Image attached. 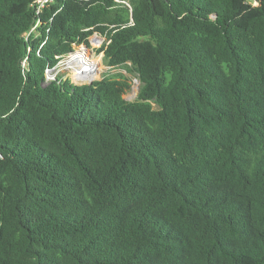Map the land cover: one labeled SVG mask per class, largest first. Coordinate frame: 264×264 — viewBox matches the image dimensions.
<instances>
[{
	"label": "trees",
	"instance_id": "16d2710c",
	"mask_svg": "<svg viewBox=\"0 0 264 264\" xmlns=\"http://www.w3.org/2000/svg\"><path fill=\"white\" fill-rule=\"evenodd\" d=\"M37 1L0 0V264H264V0ZM93 34L134 101L47 81Z\"/></svg>",
	"mask_w": 264,
	"mask_h": 264
},
{
	"label": "rangeland",
	"instance_id": "374dc122",
	"mask_svg": "<svg viewBox=\"0 0 264 264\" xmlns=\"http://www.w3.org/2000/svg\"><path fill=\"white\" fill-rule=\"evenodd\" d=\"M97 37H100V35L93 34L92 36H90L85 45L76 47L74 54L76 55L77 53H82V57H83L82 59H85L84 64L86 66H91L93 64V66L97 67L98 77L95 78L93 81L100 80L105 76L124 75V76L129 77L131 79V90L126 94L125 99L128 101H134L137 98V95L139 92L140 81L136 78L134 74L128 73L124 68H111L107 65L104 59V53L99 51V49L103 46L105 39L97 38ZM94 39H99L100 43L99 41H97L98 42L97 44ZM129 65L132 66V63H129ZM68 66H69L68 61H65L55 71H51L50 76L54 75L55 77H60L63 80L69 79L72 83L77 84V85H83V84L90 83V81H75L74 82L75 79L73 80L74 77L72 78L73 72Z\"/></svg>",
	"mask_w": 264,
	"mask_h": 264
},
{
	"label": "bare ground",
	"instance_id": "6f19581e",
	"mask_svg": "<svg viewBox=\"0 0 264 264\" xmlns=\"http://www.w3.org/2000/svg\"><path fill=\"white\" fill-rule=\"evenodd\" d=\"M97 41L98 40H95V42L98 44ZM99 43H100V41H99ZM82 58H83L82 53H77L76 55L74 54L72 59L68 62L69 63L68 67L75 74L73 76L75 81H79V80L80 81H92L98 77L97 67L93 66V64L92 65L90 64L91 66H86L84 64L85 59H82ZM88 65H89V63H88Z\"/></svg>",
	"mask_w": 264,
	"mask_h": 264
},
{
	"label": "built area",
	"instance_id": "2783aa9c",
	"mask_svg": "<svg viewBox=\"0 0 264 264\" xmlns=\"http://www.w3.org/2000/svg\"><path fill=\"white\" fill-rule=\"evenodd\" d=\"M51 0H38L37 1V4H38V13L41 11V9L43 8V7H45V5L47 4V3H49ZM97 38H101V37H97ZM94 40H98V41H100L99 39H94ZM76 49V48H75ZM74 52H75V50H74ZM74 52L73 53H71L68 57H66V58H64L62 61H60L59 63H58V65L55 67V68H53V69H51V70H48V72H47V81H54V80H56V78L57 77H55L54 75L53 76H50V72L51 71H55L58 67H60L65 61H70L71 59H72V57H73V55H74ZM75 74L73 73V75H72V78H73V76H74ZM73 80H74V78H73ZM80 81V80H79ZM74 82H75V80H74Z\"/></svg>",
	"mask_w": 264,
	"mask_h": 264
},
{
	"label": "water",
	"instance_id": "95a60500",
	"mask_svg": "<svg viewBox=\"0 0 264 264\" xmlns=\"http://www.w3.org/2000/svg\"><path fill=\"white\" fill-rule=\"evenodd\" d=\"M92 81H93V80H92ZM92 81H90V83H92ZM90 83H89V84H90Z\"/></svg>",
	"mask_w": 264,
	"mask_h": 264
}]
</instances>
